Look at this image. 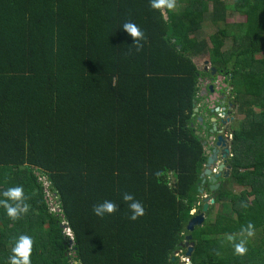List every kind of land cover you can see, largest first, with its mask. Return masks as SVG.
<instances>
[{
    "label": "trees",
    "instance_id": "trees-1",
    "mask_svg": "<svg viewBox=\"0 0 264 264\" xmlns=\"http://www.w3.org/2000/svg\"><path fill=\"white\" fill-rule=\"evenodd\" d=\"M177 5L162 16L149 0H0V192L21 185L30 205L16 222L0 207V264L21 234L34 240L32 264H181L186 236L191 264H264V58L255 57L264 0ZM227 11L244 21L224 24ZM207 13L217 28L206 39L198 31ZM126 21L145 33L139 52ZM199 56L236 96L232 113L242 118L228 125L221 183L243 189L220 184L203 219L215 205L228 213L187 232L205 161L191 117L209 76L192 62ZM124 192L145 208L134 222ZM105 200L118 210L95 216ZM249 222L261 237L239 257L221 239Z\"/></svg>",
    "mask_w": 264,
    "mask_h": 264
},
{
    "label": "clouds",
    "instance_id": "clouds-1",
    "mask_svg": "<svg viewBox=\"0 0 264 264\" xmlns=\"http://www.w3.org/2000/svg\"><path fill=\"white\" fill-rule=\"evenodd\" d=\"M149 6L152 10L160 12L162 16H166L168 13L176 10L177 0H149ZM122 29L125 33L128 34V36L132 38L133 44L131 46L134 47L137 52H139L143 48V41H145L146 39L145 33L137 24L131 21H126L122 25ZM197 110L199 111L198 113L201 112L199 106L197 107ZM203 117L204 116L202 113V116L200 118L203 119ZM196 118L194 120V123L196 121V124H194V126L195 128H197V126H200L201 131L195 129L197 130L195 132H198L200 138H202V136L204 137L205 135L202 129L203 123L199 124ZM204 146L203 149L205 153L206 150H208V147L206 146V144ZM156 175H159V173H156ZM28 199L29 197L25 195V190L23 186L21 185L12 186L0 192V207H2L5 210L7 218L12 220L13 222H16L29 212L30 205L27 203ZM122 200L128 204V208L131 212L129 219L131 221L134 222L138 218H141L145 215V208L143 204L140 201L136 200L131 193L124 192L122 194ZM240 207L247 208V204L242 202ZM117 210H118V205L115 202L108 200H105L102 203L93 206L94 215L100 218H103L105 215H113ZM63 223L61 224L62 227H64ZM63 233L65 234V236H67L66 232L64 231V228H63ZM69 234L71 235L70 232ZM254 235H255V225L249 222L241 227L239 232V236L241 237V239L238 242L236 241V236L234 234H230L227 236L228 241L233 243L234 254L236 256L244 257L247 254L248 240L249 238H252ZM72 239H75V237L72 236ZM33 246H34V240L31 236L27 234L19 235L15 239L11 247V253L7 258L6 264H32L31 256L33 253ZM213 251L215 255H220L219 251L215 249ZM183 257L185 264H191L190 258H188L185 255ZM181 258L182 256H179L180 263L183 264L181 262Z\"/></svg>",
    "mask_w": 264,
    "mask_h": 264
},
{
    "label": "rangeland",
    "instance_id": "rangeland-1",
    "mask_svg": "<svg viewBox=\"0 0 264 264\" xmlns=\"http://www.w3.org/2000/svg\"><path fill=\"white\" fill-rule=\"evenodd\" d=\"M223 1H225L227 3H230L232 0H223ZM179 7L180 6L177 5L176 10H179ZM210 15H211L210 13H207L204 16L203 23L201 24L200 30L198 31V34H200L201 37L206 38V39H207V37L210 34H212L213 32H215V30L217 28L216 26H214V25L211 24V22H210ZM224 20H225L224 21V24H228V23L238 24V23H241V22L244 21V19H243L242 16H239L238 14H236V13H234L232 11H227L225 13V19ZM217 26L218 27L219 26L221 27L222 24L221 23H217ZM232 30H233V28H232ZM229 46H230V41L227 39V40H225V44H224V46H223L222 49L225 50ZM255 57L256 58H262V57L264 58V47L261 48L260 50H258L256 52ZM192 62L194 63V65L197 67V69L199 71H205V73L208 72L209 64L207 63V60H206V58L204 56L194 57V58H192ZM204 68L207 69V70H204ZM217 77L218 76L214 74V75H211V76L209 75L207 78H205L206 80H203V78H202V80L199 81V85H201L202 87L205 85L204 87H206V85L216 84L217 81H218V78ZM205 89L207 90L208 88L206 87ZM221 91L223 92V98L225 99V103H226L227 100L229 101V106L227 107V109L224 108L226 111L229 112V114L226 115L225 114L226 111L225 112H222L223 114L221 115L222 116L221 119L223 121H225V123H227L226 120H224V119L227 118V119H229L228 120V125H230V123H231V125L236 126L237 123H239L240 119L242 118V115H236L235 113H232L233 108H232L231 103L232 102L233 103L236 102V96L233 93H230V91L228 90V88L226 86L224 88H222ZM198 96H202L201 95V92L198 94ZM193 104H194V107L195 108H197L199 106V109H202L201 112H203V114L206 115L208 119H210L212 117V118L215 119L216 122H218V120H217L218 117L216 115L219 113V110L221 109V108H219V103L217 104L218 106L215 105L216 103H214L213 104V107H212V104L211 105L210 104H207V98L202 99L201 101H200V98H197V102L194 101ZM214 107L215 108L216 107L218 108V111L217 112H215ZM254 110L256 112L259 111V109H257V108H254ZM198 112H199L198 110H197V112H192L191 117L193 118V120H195L196 117H201L200 113H198ZM195 123H196V121H195ZM206 124L208 125L207 122H206ZM224 134H226V133H224ZM214 136H216V135H214ZM207 138H208V136L205 133L204 137L202 136V138H200V140H201V142H207L209 144L210 142L207 140ZM225 140H227V138H225ZM204 145L205 144H203V146ZM217 150L218 151L216 152V156H215L216 159L213 157L214 158V161H213V164H212V169H209L208 168L211 171V174L216 170L215 169V166L218 165L219 163H221V161H222L221 160V157H220V149H217ZM204 156H205V161L203 163H200V165H199V167L197 169V173H198L197 178H198V180L191 187L190 193L193 194V195H195V197L197 199V203H195V205H200L202 207V204L203 203H206L207 204V207H208L211 204L210 201H209V200H211V192H212V190L209 189L210 186H213L214 187L216 185V183H218V185L221 184V185L225 186V188L227 190H229L231 193H236V194H238L243 188L237 186L231 180L230 181H227V182H222L221 183V181L224 178H226L224 176V171L226 169H224V168L222 169V173H220L219 178H217L214 182H212L211 180H208L210 175L209 174H205L204 171L206 169V167H205V165H206V158L209 156V154H205L204 153ZM50 197L52 199L54 197V195L50 194ZM204 200H206V201H204ZM50 202H51V205L52 206H55V203H54L53 199L50 200ZM227 207L228 206L226 205V203L225 204H222L221 206L215 205L212 208V210L210 211V214L207 215L206 218L204 217L203 221L206 220V222H208V223L212 222L213 221V218H214V215L217 214V213H226L227 212ZM196 212H197V210H191L190 211V214L194 215ZM259 237H261V234H259L258 232H255V235L252 238H249V241H254V238H259ZM240 239H241L240 236H237L236 237V241L237 242ZM221 242H222L223 245H225L224 246L225 248H229V245L232 243V242H229L228 239H226V238L221 239ZM178 253L179 252H177V253H175L173 255L176 256V255H178Z\"/></svg>",
    "mask_w": 264,
    "mask_h": 264
},
{
    "label": "water",
    "instance_id": "water-1",
    "mask_svg": "<svg viewBox=\"0 0 264 264\" xmlns=\"http://www.w3.org/2000/svg\"><path fill=\"white\" fill-rule=\"evenodd\" d=\"M204 70H207L204 68ZM209 71V75H214L215 74V70L214 68H209L208 69ZM219 78V77H217ZM205 86V85H204ZM200 87V91L202 92V95L204 97V94L205 96H207V94L210 95V99L213 98V102L218 104L219 103V107L223 105V101H224V98H223V92L221 91L222 88L225 87V85H213V84H210V85H206V87L208 88L207 90L205 89L206 87ZM221 91V92H220ZM194 101L192 102V110L193 112H197V108L194 107ZM212 107H213V104H212ZM224 108H221L220 111L221 112H224ZM218 111V108L216 107L215 108V112ZM226 115L229 114L228 111H226L225 113ZM217 120L218 122L215 121L214 118H210L209 121H208V125H205L203 124L202 126V129L204 130L205 129V126H209L208 129H207V140L209 142H211V146L209 147L210 149L206 150V154H209V156L206 158V169L204 171L205 174H209V179L208 180H211L212 182H214L217 178H219V175L220 173H222V169H226L224 171V176L227 177L228 175V166L225 165V160L226 158L228 157V145H227V140H225V134L226 132H228V120L229 119H224L226 120L227 123H225V121H223L221 119V117L217 116ZM197 122L199 124H202L204 123L203 119H201L200 117H197L196 118ZM216 136H214V135ZM194 135H196L198 138H200V135L198 132H195ZM224 136V137H223ZM203 144H207V142H201V146H203ZM214 145V146H213ZM217 149H220V157H221V163H219L218 165L215 166V169H216V173H212L211 174V171L209 169H212V164H213V161H214V158L216 159V152L218 151ZM214 157V158H213ZM209 168V169H208ZM218 183H216V185L213 187V186H210L209 189H211L212 191H214L217 187H218ZM207 200V199H206ZM204 200V201H206ZM210 203L212 204V199L209 200ZM195 205V204H194ZM206 208H207V204L206 203H203L202 204V207L200 209V211H197L190 219H188V221L186 222V225H185V230L187 232H192L194 227L196 226H200L203 222V214L205 213L206 211ZM190 240V236H186L185 237V240L183 242V247L186 248V252H185V256H189L190 255V252L192 250L191 248V244L188 246V243L187 241Z\"/></svg>",
    "mask_w": 264,
    "mask_h": 264
},
{
    "label": "flooded vegetation",
    "instance_id": "flooded-vegetation-1",
    "mask_svg": "<svg viewBox=\"0 0 264 264\" xmlns=\"http://www.w3.org/2000/svg\"><path fill=\"white\" fill-rule=\"evenodd\" d=\"M209 72V71H208ZM215 75H216V73H215ZM217 76L219 77L218 78V81H217V83L216 84H213V85H225L227 88H228V90L230 91V87L228 86V77H226V76H223L222 74H217ZM200 80H202V79H200ZM203 80H206L205 78H203ZM205 82V81H204ZM221 92V91H220ZM199 93H200V91H199ZM198 93V94H199ZM207 93V92H206ZM210 97V95L209 94H207V96H206V98H207V104H213L214 102H213V98H209ZM224 103H223V107L222 106H220L219 108H225V109H227V107L229 106V101L227 100L226 101V103H225V99H224V101H223ZM225 104V105H224ZM217 105V104H216ZM218 106V105H217ZM226 110H224V112H225ZM211 143V142H210ZM206 144V146L208 147V149H209V147L211 146V144Z\"/></svg>",
    "mask_w": 264,
    "mask_h": 264
},
{
    "label": "built area",
    "instance_id": "built-area-1",
    "mask_svg": "<svg viewBox=\"0 0 264 264\" xmlns=\"http://www.w3.org/2000/svg\"><path fill=\"white\" fill-rule=\"evenodd\" d=\"M225 136H226V138H227V140H230V134L227 132L226 134H225ZM216 171V170H215ZM214 171V172H215ZM64 224V231L66 232V235L68 236V238H69V241L72 243L73 242V239H72V233H71V231H70V229L68 228V226L66 225V223H63ZM69 232L71 233V235L69 234ZM181 262L183 263V264H185V261H184V257L182 256V258H181Z\"/></svg>",
    "mask_w": 264,
    "mask_h": 264
},
{
    "label": "crops",
    "instance_id": "crops-1",
    "mask_svg": "<svg viewBox=\"0 0 264 264\" xmlns=\"http://www.w3.org/2000/svg\"><path fill=\"white\" fill-rule=\"evenodd\" d=\"M200 87H201V85H200ZM200 92H201V91H200ZM205 94H206V93H205ZM205 94H204V97H203L202 92H201V95H202L203 99L206 98ZM213 104H214V103H213ZM215 105H216V104H215ZM201 110H202V109H200V111H201ZM202 113H203V112H200V115H201V116H202ZM222 114H223V113H221V111L219 110V113H218L216 116L222 117V116H221ZM203 116H204V117H203L204 124L207 125L206 122H208L209 119L207 118L206 115L203 114ZM206 120H207V121H206ZM205 121H206V122H205Z\"/></svg>",
    "mask_w": 264,
    "mask_h": 264
}]
</instances>
